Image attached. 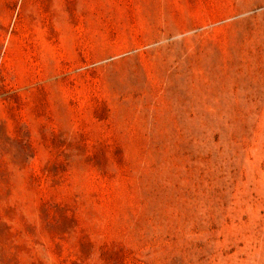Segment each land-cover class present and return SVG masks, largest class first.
I'll use <instances>...</instances> for the list:
<instances>
[{
    "label": "rangeland",
    "instance_id": "rangeland-1",
    "mask_svg": "<svg viewBox=\"0 0 264 264\" xmlns=\"http://www.w3.org/2000/svg\"><path fill=\"white\" fill-rule=\"evenodd\" d=\"M0 264H264V0H0Z\"/></svg>",
    "mask_w": 264,
    "mask_h": 264
}]
</instances>
